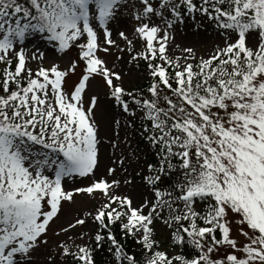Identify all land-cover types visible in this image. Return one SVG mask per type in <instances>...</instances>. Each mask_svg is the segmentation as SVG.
Returning a JSON list of instances; mask_svg holds the SVG:
<instances>
[{
    "label": "snow or ice",
    "instance_id": "1",
    "mask_svg": "<svg viewBox=\"0 0 264 264\" xmlns=\"http://www.w3.org/2000/svg\"><path fill=\"white\" fill-rule=\"evenodd\" d=\"M129 7V0H0V264H34L63 204L81 194L104 202L56 235L91 217L96 247L107 239L118 264L138 262L113 234L117 223L125 236L138 237L149 254L144 264H264V0H136L133 39L119 36L130 52L142 45L133 60L147 62L149 99L117 83L121 75L99 55L119 47L112 26ZM188 20L197 31L207 22L222 45L206 58L191 47L173 58V32ZM34 38L60 53L75 47L78 59L46 67L45 53L28 46ZM81 64L69 90L67 78ZM96 77L125 113L135 115L127 96L150 122L143 131L158 161L144 177L152 199L139 206L119 194L120 180L96 178L98 97L87 95ZM75 177L92 183L67 190L64 181ZM156 220L171 229L172 245L191 255L159 250ZM56 254L95 264L88 244L61 241Z\"/></svg>",
    "mask_w": 264,
    "mask_h": 264
},
{
    "label": "rangeland",
    "instance_id": "2",
    "mask_svg": "<svg viewBox=\"0 0 264 264\" xmlns=\"http://www.w3.org/2000/svg\"><path fill=\"white\" fill-rule=\"evenodd\" d=\"M135 3L136 0H129L130 7L122 12L121 19L112 26V39L117 42L119 47L111 48L107 54L99 53L100 57L107 62V66L121 75L122 80L117 83H120L127 91L134 90L151 79L149 70L141 64V59L133 60V56L141 50L142 45L136 42L135 50L130 52L126 43L119 36V32L124 31L130 39H133L135 21L129 13L132 11L131 5ZM205 26L206 30L197 31L192 20L177 26L173 32L174 41L169 48V54L173 58L182 56V50L191 47L195 50L197 58H206L210 55L214 47L217 44L222 45L223 42L220 35L211 26H207V22H205ZM102 39L103 34L101 33ZM251 42L254 43V39ZM28 46L30 49L38 47L45 53L46 58L43 65L46 67L55 63L59 64L61 68H67L71 61L78 59L79 55V49L75 47L66 53H60L38 38H34ZM120 49L124 50L120 51ZM38 64L39 62L34 61L30 66L35 70ZM82 69L83 64L67 78L69 90L79 82ZM87 95L88 97H98L95 120L98 125L100 143L98 145L99 164L96 169V178L120 180L119 194L130 196L136 206L141 205L145 199H152V193L144 177L149 174L147 165L157 163L158 158L155 155L156 149L146 138L148 134L143 131L144 126L150 127V123L144 118V111L137 105L130 104L135 115L125 113L112 98L110 89L100 77L91 80ZM116 121H119V124ZM113 144L116 146L113 147ZM120 160L124 161L122 165L119 163ZM109 168L116 169L114 175H108ZM126 181H130V183H125ZM91 183L90 177H75L66 179L64 186L67 190H72L76 187H86ZM103 202V198L99 195L93 199L83 194L77 195L74 202H65L59 219L49 229L48 244L41 246L33 253L34 264H48L50 256L54 257L55 264H75L72 257H65L62 261V258L56 254L57 244L61 241H67L69 244L90 245L96 231L95 222L91 217H88L84 226L70 230L67 234L56 235V233L62 227H67L68 224L73 223L76 218L88 212L94 213ZM82 233L87 235L81 239ZM154 235L159 242V250L167 251L169 254H177L178 248L174 247L171 242V230L160 220L154 221ZM69 237L71 240L68 239ZM239 239L243 240L242 237Z\"/></svg>",
    "mask_w": 264,
    "mask_h": 264
},
{
    "label": "trees",
    "instance_id": "3",
    "mask_svg": "<svg viewBox=\"0 0 264 264\" xmlns=\"http://www.w3.org/2000/svg\"><path fill=\"white\" fill-rule=\"evenodd\" d=\"M141 62L143 65H145L147 67L146 61L142 60ZM151 82H152V78L148 83L141 84L139 87H137L134 90H131L129 92H132L138 99H149L150 93L148 92V87L150 86ZM124 99L128 100L129 104H135L132 102L130 97L125 96ZM167 183H168V180H167V178H165V186H167ZM165 226H167V225H165ZM111 227H112L113 234L116 235L117 239L124 246L125 251L128 254L133 255L136 258L138 264H144V262L147 259L149 254L146 253L145 250L143 249V247L141 246V244L137 242L138 237L133 238L132 236H125L120 230L119 223L114 224ZM98 230H99L98 225L96 224V232ZM96 232H95V234H96ZM102 234H104L106 236V232H102ZM171 242H172V239H171ZM90 247L94 249L95 264H118L117 258L114 255L113 251H110V249L112 248V245L107 239H105V241L98 248L96 247V242L94 239L93 242L91 243ZM181 251H183V253L185 255H191V249H189V248H185L183 250L178 248L177 253H179Z\"/></svg>",
    "mask_w": 264,
    "mask_h": 264
}]
</instances>
